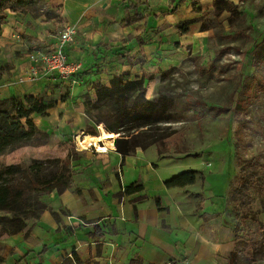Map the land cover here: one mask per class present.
<instances>
[{"label": "rangeland", "instance_id": "374dc122", "mask_svg": "<svg viewBox=\"0 0 264 264\" xmlns=\"http://www.w3.org/2000/svg\"><path fill=\"white\" fill-rule=\"evenodd\" d=\"M224 1L220 5L235 10L226 9L220 16L215 0H78L69 11L73 7L67 0H22L18 15L39 18L38 23L28 19L29 29L18 30L25 48L15 54L20 57L26 51L30 61L50 53L52 40L66 26L77 28L76 42L83 25L94 26L102 19L120 25L124 19L133 21L132 34L124 42L158 44L149 58L143 49L130 56L132 45L123 42L104 53L112 51L141 64L146 98L156 101L163 95L174 100L172 121L146 132L163 137L160 145L166 151L158 155L174 162L178 187L196 200L208 242L215 243L214 254L209 248L201 254L206 255L203 262L185 256L180 264H228L233 253L235 264H264V0ZM42 21L47 24L40 37ZM61 84L36 95L55 103L47 113L33 115L48 137L10 147L0 155L1 169L15 163L29 166L35 159L67 158L73 146L81 151L77 136L94 130L103 142L110 135L99 125L104 124L102 115L127 111L135 100L98 101L86 89ZM123 132L120 139L112 133L114 150L117 140L129 136ZM150 148L157 149V143L137 150ZM35 208L39 214V204Z\"/></svg>", "mask_w": 264, "mask_h": 264}, {"label": "crops", "instance_id": "0c3cea01", "mask_svg": "<svg viewBox=\"0 0 264 264\" xmlns=\"http://www.w3.org/2000/svg\"><path fill=\"white\" fill-rule=\"evenodd\" d=\"M77 1L67 0L73 7L67 9L66 5L67 11L74 9ZM14 12L2 26V65L8 64L10 72L0 79V98L37 95L46 87L63 86L62 82L70 86L62 80L31 79L28 54L24 51L19 57L15 52L25 48L19 42V31L29 29L28 19L38 23L39 18L28 15L22 18L18 16L20 11ZM41 23L40 37L44 36L42 31L47 24ZM133 29L130 24L120 25L110 19L80 28L77 41L68 46L72 60H84L81 82L73 85L76 91L86 89L96 98L95 82L109 85L115 74H129L132 78L141 75L140 63H131L112 51L110 55L104 53L123 42V45H132L130 56L143 49L149 58L148 53L158 44L148 42L139 47L137 41L124 42ZM55 41L56 38L52 43ZM80 150V157L72 160L74 176L69 186L61 193L55 190L42 198L41 213L30 221L29 235L25 232L0 234L3 258L0 264H63L73 253L81 258V264H135L134 261L180 264L185 256L193 263L203 262L206 255L201 254L208 248L214 254L215 243L208 242V232L203 228V213L200 214L196 200L178 187L174 162L160 157L158 148L140 149L125 157L114 148L107 152H99L94 147ZM132 183L142 185L143 189L118 196L117 193ZM54 213H58L59 221ZM91 221L104 226L106 235L99 242L86 235L92 227Z\"/></svg>", "mask_w": 264, "mask_h": 264}, {"label": "trees", "instance_id": "16d2710c", "mask_svg": "<svg viewBox=\"0 0 264 264\" xmlns=\"http://www.w3.org/2000/svg\"><path fill=\"white\" fill-rule=\"evenodd\" d=\"M222 3L226 4V1L215 0L217 16H220L226 9L235 10L232 6L220 5ZM22 4V0H0V40L3 32L2 26L8 18V11H19ZM176 9L177 6H174L172 11L175 12ZM132 23L133 21L129 19L122 21V25ZM8 70L9 66H0V78ZM146 78L145 74L133 80L129 74H115L109 85L95 82L93 86L98 101L135 97L127 111L102 115L100 121H103L105 126L103 123L99 124L110 135L101 143L109 150L115 147V136L113 139L112 133L119 134L117 138H121L124 135L123 131L129 132L127 138L116 141V151L123 157L132 155L138 148H146L154 143H157L159 153L166 151V147L160 145L163 137L146 131L153 129L159 123L172 121L175 113L172 109L175 103L171 97L163 95L156 101L146 98ZM248 102L249 98L246 99V103ZM54 106V102L46 100L43 96L32 94H26L21 98H0V155L17 144L44 141L48 137V132L35 124L33 115H43ZM142 127H146L145 131H138ZM92 135H98V133L94 130ZM79 157L80 152L73 146L67 158L35 159L29 166L15 163L4 169L0 168V234L14 235L25 232L29 235L30 221L38 218L41 213V209L38 210L39 214L37 213L35 206L39 204L43 196L55 190L60 193L66 190L74 176L72 160ZM142 189V185L132 183L117 194L121 197L123 194L130 195ZM157 204L159 205L158 201ZM54 216L59 221L58 213H54ZM91 223L92 227L86 235L99 242L106 235L104 226L96 221H91ZM43 249L47 250L46 247ZM235 257L236 254L233 253L228 264H235ZM2 260L0 255V262ZM81 263V258L77 253L65 258L63 262V264ZM133 263L140 264L139 261Z\"/></svg>", "mask_w": 264, "mask_h": 264}, {"label": "built area", "instance_id": "2783aa9c", "mask_svg": "<svg viewBox=\"0 0 264 264\" xmlns=\"http://www.w3.org/2000/svg\"><path fill=\"white\" fill-rule=\"evenodd\" d=\"M76 29L75 26H66L57 37L50 53L42 54L41 57L32 56L34 62L31 61V79L62 80L71 85L81 81L80 72L84 60L74 61L68 52V46L74 44L76 39Z\"/></svg>", "mask_w": 264, "mask_h": 264}, {"label": "bare ground", "instance_id": "6f19581e", "mask_svg": "<svg viewBox=\"0 0 264 264\" xmlns=\"http://www.w3.org/2000/svg\"><path fill=\"white\" fill-rule=\"evenodd\" d=\"M77 143H78V146L83 149L94 147L99 152H107L109 150L106 145L101 144L103 143L102 141L101 143L99 142V137L97 135L88 134L84 136H77Z\"/></svg>", "mask_w": 264, "mask_h": 264}, {"label": "water", "instance_id": "95a60500", "mask_svg": "<svg viewBox=\"0 0 264 264\" xmlns=\"http://www.w3.org/2000/svg\"><path fill=\"white\" fill-rule=\"evenodd\" d=\"M120 132V131H119ZM127 133H129V132H127ZM118 139H120V138H118Z\"/></svg>", "mask_w": 264, "mask_h": 264}]
</instances>
